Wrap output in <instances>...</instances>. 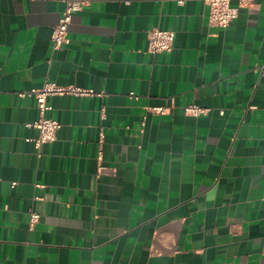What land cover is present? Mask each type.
<instances>
[{"label":"crops","instance_id":"0c3cea01","mask_svg":"<svg viewBox=\"0 0 264 264\" xmlns=\"http://www.w3.org/2000/svg\"><path fill=\"white\" fill-rule=\"evenodd\" d=\"M63 8L0 0V264H264V0L224 28L203 0H91L54 50ZM46 81L94 94L50 96L37 149L20 93Z\"/></svg>","mask_w":264,"mask_h":264},{"label":"built area","instance_id":"2783aa9c","mask_svg":"<svg viewBox=\"0 0 264 264\" xmlns=\"http://www.w3.org/2000/svg\"><path fill=\"white\" fill-rule=\"evenodd\" d=\"M64 8L58 23L51 32V41L54 50H61L69 43L68 25L72 15L84 7L88 6L91 0H62ZM208 6V23L217 27L224 28L229 25L236 17L238 7L245 4L248 0H238L237 6L231 5V0H203ZM182 3L183 0H178ZM174 32L154 28L148 31L147 45L151 53L168 52L172 49ZM259 74L264 76V63L258 67ZM57 94H72L76 96H87L94 94L92 89H84L75 86H61L54 82L46 81L41 87L30 89L28 92L20 93L21 96H33L36 100L39 119L32 125L38 129V136L35 139V147L38 149L42 143L52 142L57 139V131L60 123L54 119L46 117V112L51 109L48 98ZM153 112H162V107L148 109ZM185 112L192 116H197L205 112V109L197 105H187ZM38 155V154H37ZM102 168L99 167V170ZM37 215L31 216V222L35 221ZM264 255V250L262 251Z\"/></svg>","mask_w":264,"mask_h":264}]
</instances>
